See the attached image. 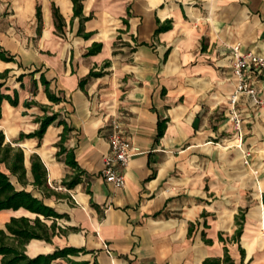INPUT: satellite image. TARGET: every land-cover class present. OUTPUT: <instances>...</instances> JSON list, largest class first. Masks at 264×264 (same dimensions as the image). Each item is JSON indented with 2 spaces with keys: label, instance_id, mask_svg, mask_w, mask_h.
<instances>
[{
  "label": "crops",
  "instance_id": "crops-1",
  "mask_svg": "<svg viewBox=\"0 0 264 264\" xmlns=\"http://www.w3.org/2000/svg\"><path fill=\"white\" fill-rule=\"evenodd\" d=\"M53 2L65 18L64 33L56 30ZM83 13L92 14L83 22L84 32H92L87 38L78 34L82 23L72 0H0V45L15 56L0 58V71L10 69L4 89L19 92L17 106L3 100L0 129L6 142L23 148L29 180L37 153L48 184L64 194L43 197L27 185L64 214L57 218L64 231L52 241L31 239L27 253L70 245L85 247L88 253L73 257L91 263L205 264L224 257L227 246L233 264H264V102L239 94L242 139L230 118L239 81L233 46L264 52V0H84ZM167 20L172 27L158 32ZM94 42L103 43L101 51L87 54ZM92 69L104 73L88 77ZM41 73L60 102L49 99ZM246 79L264 100V74ZM33 100L59 111L72 128L66 145L86 172L73 188L62 180L75 171L57 156L63 124L53 122L42 138H20L44 114L24 104ZM114 118L139 148L118 166L126 176L121 187L103 173ZM160 120L167 122L158 137ZM244 209L235 241L236 216ZM22 215L36 213L0 210V228Z\"/></svg>",
  "mask_w": 264,
  "mask_h": 264
},
{
  "label": "trees",
  "instance_id": "trees-1",
  "mask_svg": "<svg viewBox=\"0 0 264 264\" xmlns=\"http://www.w3.org/2000/svg\"><path fill=\"white\" fill-rule=\"evenodd\" d=\"M72 1L74 17H80L82 23L78 30V34L83 35L86 38L90 37L92 32H84L83 22L90 19L92 14L86 16L83 13L84 0ZM52 10L57 32L64 33L66 25L65 18L55 2H53ZM37 17L39 21H42V8L40 5L37 6ZM125 21L128 23L127 19H125ZM171 27L172 20H167L158 27L157 31L159 32ZM102 47V42H94L88 49L87 54H95L101 51ZM0 58L6 61L15 60V56L1 45ZM109 63V61H106L105 65H108ZM103 73V70L96 71L92 69L88 77L99 76ZM9 76V68L4 71H0V78L4 79L3 81H0V119L2 118V102L4 99H7L14 106L19 104L18 90L14 89L13 93H10L4 89L10 88L9 86H5ZM24 76L25 73L20 74L17 77V80L23 81ZM40 79L49 99L56 103L60 102L62 97L52 91L50 88V81L44 73H41ZM86 81L87 78L81 79L80 84L83 86ZM24 104L28 107L36 104L44 111V114L36 118V120L40 123L39 127L30 133L22 132L20 134V138L33 136L42 138L48 126L55 121L64 125V129L60 134V139L57 142V146H59L57 156L59 158H63L66 164L74 169L75 172L73 174H67L62 180V184L64 186L67 188H73L76 184L81 182L82 177L86 172L80 167L75 150L66 145L72 129L71 126L65 118L61 117V113L59 111H50L48 105L40 104L34 100L25 101ZM166 122V120L159 121L158 137H161L164 134ZM2 166L4 168H2ZM31 172L33 175L32 181H30L27 176L23 148L19 145L6 142L5 133L0 129V210L8 208L19 209L23 207L33 213H36L35 217L26 215L12 216L10 220L6 222L5 227L0 228V264H51L53 260L59 258L64 261L57 264H100L97 260L91 263L90 260L76 259L73 257L82 253H88L89 251L85 247L68 245L58 247L52 253H40L36 256H30L27 253L26 244L31 239L39 238L52 241L53 236L64 231L62 227L57 224V218L63 217L64 214L58 212L53 206L47 204L43 198L54 194H64L57 192L48 184L47 167L40 155L37 153H34L31 156ZM13 177H16L17 181L22 184V188L16 185ZM28 184H32L35 190L42 193L43 197L37 195L33 190H28L26 188ZM48 219H52L50 224L47 222ZM236 220L239 226L233 235V240L239 241L245 221V209L236 216ZM191 231L192 228L190 226L189 232L191 233ZM220 239L224 240V237L221 234ZM206 241L212 242L211 239L207 238ZM204 262L205 264H233L234 259L230 255L229 249L226 246L224 257H208L204 260Z\"/></svg>",
  "mask_w": 264,
  "mask_h": 264
},
{
  "label": "built area",
  "instance_id": "built-area-1",
  "mask_svg": "<svg viewBox=\"0 0 264 264\" xmlns=\"http://www.w3.org/2000/svg\"><path fill=\"white\" fill-rule=\"evenodd\" d=\"M235 60L233 63L234 74L239 79L236 90L231 96L233 111L231 119L235 122L236 134L240 139L243 138V119L236 111V105L240 93H247L252 97L255 105L264 102L259 91L246 79L247 74L256 72L264 74V52L256 53L252 50L243 51L239 44L233 46ZM112 131L109 135L110 149L104 157L103 173L108 182L121 187L126 183L125 172L118 168L119 165L126 166L131 157L139 151L127 135L126 128L122 125L119 118L111 121Z\"/></svg>",
  "mask_w": 264,
  "mask_h": 264
},
{
  "label": "rangeland",
  "instance_id": "rangeland-1",
  "mask_svg": "<svg viewBox=\"0 0 264 264\" xmlns=\"http://www.w3.org/2000/svg\"><path fill=\"white\" fill-rule=\"evenodd\" d=\"M50 111H52V109H50Z\"/></svg>",
  "mask_w": 264,
  "mask_h": 264
}]
</instances>
